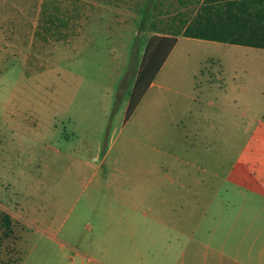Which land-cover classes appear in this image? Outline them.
<instances>
[{
    "label": "rangeland",
    "instance_id": "rangeland-1",
    "mask_svg": "<svg viewBox=\"0 0 264 264\" xmlns=\"http://www.w3.org/2000/svg\"><path fill=\"white\" fill-rule=\"evenodd\" d=\"M201 1L0 0V264H213L207 244L264 249V231H238L264 226V209L226 178L256 165L264 48L179 35L127 110L150 36Z\"/></svg>",
    "mask_w": 264,
    "mask_h": 264
},
{
    "label": "trees",
    "instance_id": "trees-1",
    "mask_svg": "<svg viewBox=\"0 0 264 264\" xmlns=\"http://www.w3.org/2000/svg\"><path fill=\"white\" fill-rule=\"evenodd\" d=\"M178 35L264 48V0H202L182 28L151 35L136 71L128 112L151 84ZM1 221L7 234L9 215L4 213Z\"/></svg>",
    "mask_w": 264,
    "mask_h": 264
},
{
    "label": "crops",
    "instance_id": "crops-1",
    "mask_svg": "<svg viewBox=\"0 0 264 264\" xmlns=\"http://www.w3.org/2000/svg\"><path fill=\"white\" fill-rule=\"evenodd\" d=\"M256 128L258 132L254 133L251 138L256 144L255 151H252V158L256 162V165L249 166L243 160H240L228 171L226 178L239 190L252 194L253 203L261 206L260 209L262 210L264 209V121L259 120ZM255 216L257 218L256 220H258L264 217V214H257ZM239 217L241 216L236 215L233 220L239 221ZM227 220H229V218H227ZM254 221L255 220L250 222L245 230H238L239 233H241L242 236H246L247 234H254L253 236H255V234L260 235L264 231V226L256 225ZM227 232L229 234L238 233L237 231L231 232V228H229ZM229 234H227V236H229ZM222 241L223 243L226 242L225 239ZM206 247L211 249V254H217L219 257H223V259L219 258L220 260L215 261L213 264H256V262L262 263L264 260V249L255 251L254 255L251 253L252 250H246L247 252L244 253V255H240L239 258H236L235 256L226 254L227 249L223 248L224 245L222 248H217L207 244ZM239 249L240 247H238L236 251L239 252Z\"/></svg>",
    "mask_w": 264,
    "mask_h": 264
}]
</instances>
